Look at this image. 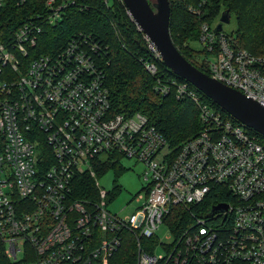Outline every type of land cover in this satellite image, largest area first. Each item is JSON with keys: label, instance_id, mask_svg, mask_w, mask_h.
<instances>
[{"label": "built area", "instance_id": "obj_1", "mask_svg": "<svg viewBox=\"0 0 264 264\" xmlns=\"http://www.w3.org/2000/svg\"><path fill=\"white\" fill-rule=\"evenodd\" d=\"M26 1L0 0V10ZM206 2L188 10L200 14ZM69 3L45 0L0 29V264H107L130 234L135 264H264V142L150 60L155 90L191 98L200 129L173 146L144 113L114 111L96 37L78 31L57 49L41 48L45 26ZM215 25L200 24L202 70L264 105V55ZM112 154L144 166L147 183L130 212L112 211L97 179L94 198L71 196L73 176ZM216 194L228 199L208 202ZM218 202L226 207L209 215ZM163 221L165 240L156 234Z\"/></svg>", "mask_w": 264, "mask_h": 264}, {"label": "trees", "instance_id": "obj_2", "mask_svg": "<svg viewBox=\"0 0 264 264\" xmlns=\"http://www.w3.org/2000/svg\"><path fill=\"white\" fill-rule=\"evenodd\" d=\"M44 1L27 0L20 5L8 2L0 10V29L15 27L26 16L41 10ZM169 3L171 38L182 54L198 68L202 69V66L196 55L203 49L189 41H198L201 22L212 24L211 20L220 16L223 10H228L230 17L233 15L235 19V28L228 34L233 42L253 54L264 55V0H207L200 14L188 10V5L196 3V0H169ZM78 31L92 34L104 46L102 65L114 111L144 113L173 146L200 129L199 109L191 98L176 97L174 88L167 94L155 90L157 75H152L146 69L145 60L157 64L158 75L173 77L178 81L186 80L170 70L161 58L155 57L122 0H70L62 18L55 24L45 26L41 48L44 51L57 49ZM186 82L198 91L202 100L220 108L192 83ZM222 111L236 120L223 108ZM247 129L264 142V135L251 127ZM115 156L112 154L108 158L95 159L93 173H76L71 182V196L94 198L97 195L96 174L109 166L116 169L123 167L117 164L119 160H114ZM224 193L227 191L224 190ZM220 199L228 198L216 194L208 202ZM147 241L141 238L143 244ZM135 255L136 241L130 234L109 256L107 264H135Z\"/></svg>", "mask_w": 264, "mask_h": 264}, {"label": "water", "instance_id": "obj_3", "mask_svg": "<svg viewBox=\"0 0 264 264\" xmlns=\"http://www.w3.org/2000/svg\"><path fill=\"white\" fill-rule=\"evenodd\" d=\"M122 1L138 29L153 42L170 70L192 83L237 120L264 135V105L198 68L174 44L169 29L171 13L169 0ZM229 20L228 10H223L215 29L221 30L223 22ZM225 207L226 203L218 202L210 208L209 215Z\"/></svg>", "mask_w": 264, "mask_h": 264}, {"label": "rangeland", "instance_id": "obj_4", "mask_svg": "<svg viewBox=\"0 0 264 264\" xmlns=\"http://www.w3.org/2000/svg\"><path fill=\"white\" fill-rule=\"evenodd\" d=\"M150 1L152 2L154 0ZM218 20L219 15L211 20L212 25L217 23ZM222 28L227 34L233 31L235 28V19L233 15L228 22H223ZM189 42L198 48L201 47L199 41L193 40ZM115 159L119 160L117 164H121L123 167H121V169H116L114 166H109L104 171L97 173L96 179L102 188L110 191L111 200L108 202V207L114 212L120 211L121 213H126L133 210L136 204L134 200L135 195L139 192H144V186L147 183L143 176L144 166L140 161L133 158L115 156L114 160ZM125 204V208L121 209ZM166 233H168V225L163 221L156 230V234L160 239L165 240L164 235ZM161 251V247L158 246L155 248V252L159 253Z\"/></svg>", "mask_w": 264, "mask_h": 264}]
</instances>
